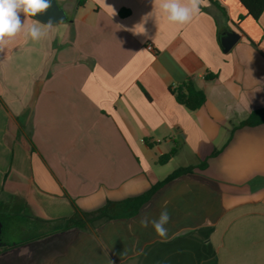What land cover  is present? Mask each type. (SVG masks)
Instances as JSON below:
<instances>
[{
	"label": "crops",
	"instance_id": "obj_1",
	"mask_svg": "<svg viewBox=\"0 0 264 264\" xmlns=\"http://www.w3.org/2000/svg\"><path fill=\"white\" fill-rule=\"evenodd\" d=\"M213 1L226 18L209 1L178 26L149 16L153 0H56L66 22L0 52L1 229L35 224L0 240V264H264V123L243 125L264 108V10ZM186 80L206 97L195 111L171 94ZM187 167L133 216L54 230L73 205L93 213ZM165 209L162 238L142 221Z\"/></svg>",
	"mask_w": 264,
	"mask_h": 264
},
{
	"label": "clouds",
	"instance_id": "obj_2",
	"mask_svg": "<svg viewBox=\"0 0 264 264\" xmlns=\"http://www.w3.org/2000/svg\"><path fill=\"white\" fill-rule=\"evenodd\" d=\"M153 11L149 16L162 17L173 25H186L195 15L199 14L202 7H207L209 0H153ZM50 7V0H0V52H4L8 45L18 35H24L32 41H39L47 37L53 24L49 21L42 24L32 19L38 13L45 12ZM114 12V10H113ZM21 13L25 19L21 20ZM147 17H145V20ZM142 32L136 33H143ZM170 220V215L165 209L158 219L142 221L144 226L151 223L158 236L166 238L168 229L165 227Z\"/></svg>",
	"mask_w": 264,
	"mask_h": 264
},
{
	"label": "trees",
	"instance_id": "obj_3",
	"mask_svg": "<svg viewBox=\"0 0 264 264\" xmlns=\"http://www.w3.org/2000/svg\"><path fill=\"white\" fill-rule=\"evenodd\" d=\"M217 8L219 15L217 20L222 16L226 18V10L224 7L218 5L215 1L209 0ZM239 3L245 8L246 16H251L255 21L258 20L259 16L264 10V0H238ZM244 16L240 15L239 20L243 19ZM251 43L252 41L249 40ZM175 101L185 107L189 111H195L199 109L205 102V94L194 88L190 80H186L178 85H176L172 90ZM264 123V108L254 111L250 116L244 121L243 125H258ZM174 151H170L159 158V162H166L172 155ZM204 165V164H203ZM201 165V167L203 166ZM193 169L191 167L179 168L169 174L164 180L152 186L151 189L142 196L128 199L119 203L107 202L101 209L93 213H82L73 205V214L61 221H58V227L54 228L55 231L67 230L69 228H84L85 224L92 223V221L99 220H110L114 218H119V209L125 208L128 216H133L136 214L141 205L150 199L152 194L161 187L164 183L178 177L180 175L188 174ZM40 237V236H39Z\"/></svg>",
	"mask_w": 264,
	"mask_h": 264
},
{
	"label": "water",
	"instance_id": "obj_4",
	"mask_svg": "<svg viewBox=\"0 0 264 264\" xmlns=\"http://www.w3.org/2000/svg\"><path fill=\"white\" fill-rule=\"evenodd\" d=\"M33 18L37 19L40 22L48 23L51 21L52 23H63L67 21V16L63 9H61L56 0H50V7L43 13H38ZM239 39V35L233 31H227L224 33L221 38V45L224 51H227L231 48V46ZM1 223H0V233H1ZM1 244V243H0Z\"/></svg>",
	"mask_w": 264,
	"mask_h": 264
},
{
	"label": "rangeland",
	"instance_id": "obj_5",
	"mask_svg": "<svg viewBox=\"0 0 264 264\" xmlns=\"http://www.w3.org/2000/svg\"><path fill=\"white\" fill-rule=\"evenodd\" d=\"M34 222L13 218L9 224L5 223L1 229L0 240L3 243L22 240L30 235L29 229L34 227Z\"/></svg>",
	"mask_w": 264,
	"mask_h": 264
},
{
	"label": "built area",
	"instance_id": "obj_6",
	"mask_svg": "<svg viewBox=\"0 0 264 264\" xmlns=\"http://www.w3.org/2000/svg\"><path fill=\"white\" fill-rule=\"evenodd\" d=\"M146 49L149 50V51H152V50H153V49H152V46H151L150 44H147V45H146Z\"/></svg>",
	"mask_w": 264,
	"mask_h": 264
}]
</instances>
